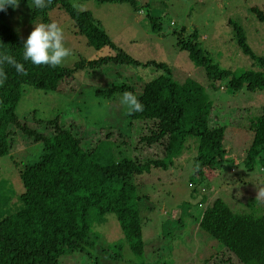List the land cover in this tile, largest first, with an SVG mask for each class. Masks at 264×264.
<instances>
[{
	"label": "trees",
	"instance_id": "16d2710c",
	"mask_svg": "<svg viewBox=\"0 0 264 264\" xmlns=\"http://www.w3.org/2000/svg\"><path fill=\"white\" fill-rule=\"evenodd\" d=\"M95 1L127 2L135 11L146 9L152 29L160 32L161 16L151 11L149 3L143 4L142 0ZM56 7L67 12L76 32L84 35L90 46L97 50L109 47L113 54L93 60L81 58L71 67L35 66L23 60L26 39L2 20L12 7L0 11V53L14 56L28 73L20 75L14 67L3 66L7 80L0 86V157L14 150L18 133L12 132L13 128L19 129L16 132H21L32 143H42L44 148L37 161L19 170L24 191L14 210L0 218V264H60L66 253L95 247L100 236L93 231V226L109 213L116 214L132 250L137 254L144 253L136 177L151 173L154 168L167 169L193 136L199 139L195 159L198 176L223 165L228 154L224 144L227 126L211 123L214 101L207 88L219 90L225 82L233 94L243 90L264 92V56L254 52L244 28L233 20L239 46L258 63L259 70L251 68L237 74L222 68L201 50L197 31L186 36L184 27L174 31L179 37L177 44L188 52L195 66L205 68L209 81L205 87L192 78L176 80L166 63L145 62L133 57L111 39L102 22L90 10L77 8L72 0H53L42 10L35 8L33 18L50 22L49 13ZM252 10L264 21L262 8L254 5ZM110 62L153 66L163 71L146 82L141 93L128 84L97 91L106 98L131 91L144 105L142 112L129 115L127 130H119L123 137L116 143L129 147V156L101 163L96 154L104 139L91 140L92 145H85L83 142H87L88 135H79L73 130L74 123L66 125L60 115L49 120L35 119L33 126L17 114L23 85L68 92L78 80L75 77L79 69L101 68ZM250 115L248 109L246 118ZM42 124H46L48 132L40 129ZM249 129L253 139L245 162L251 169L257 162L264 165V104L258 115L252 116ZM111 136L108 133L105 141ZM156 144L160 147H153ZM200 204L206 205L195 219L202 230L223 244V248L208 257L204 264H264V213L236 212L222 197ZM188 209L190 214L191 208ZM183 219L182 214L179 217L181 224Z\"/></svg>",
	"mask_w": 264,
	"mask_h": 264
},
{
	"label": "rangeland",
	"instance_id": "374dc122",
	"mask_svg": "<svg viewBox=\"0 0 264 264\" xmlns=\"http://www.w3.org/2000/svg\"><path fill=\"white\" fill-rule=\"evenodd\" d=\"M72 3L81 10H90L102 22L111 39L133 57L168 64L178 81L192 78L205 87L209 84L205 68L195 66L188 52L177 44L179 37L174 31L183 27L185 36L197 31L201 50L222 68L237 74L251 68L260 69L239 46L232 20L244 28L254 52L264 56V21L252 10L254 5L264 10V0H142L143 4H150L154 14L161 16L160 32L152 29L146 9L135 11L127 2L72 0ZM29 5L32 2H19L18 8H11L2 18L25 39L34 24L43 22L33 18L36 7ZM49 16L51 21L55 20L63 27L66 46L74 53L64 66H74L81 58L93 60L113 54L109 47L97 50L90 46L87 38L76 32L65 10L56 7ZM162 73L153 66L113 62L101 68L79 69L75 78L78 77L80 82L77 80L68 92L23 85L16 112L20 119L28 120L33 126L35 119L49 120L60 115L66 125L74 123L73 130L79 135H88L83 144L92 145L91 140L104 139L96 159L104 164L113 162L130 155L129 147L116 143L123 137L119 130H127L129 114L120 102L123 93L106 98L97 91L128 84L141 93L146 82ZM207 92L214 101L211 123L227 126L224 144L228 154L224 164L198 176L195 159L199 139L190 137L182 154L167 169L154 168L151 173L135 179L144 253L137 254L132 250L116 214L109 213L93 226V231L100 236L95 247L66 253L60 264H204L208 257L223 248V244L202 230L195 219L206 205L200 206L199 202L210 203L216 197H222L236 212L264 213V197L256 199L258 189L264 188V165L257 162L249 169L245 162L253 139L249 125L252 116L258 115L264 104V92L243 90L233 94L225 82L219 90L207 88ZM248 109L252 115L246 118ZM40 129L49 131L46 124ZM16 131L19 129L13 128L12 132L18 133L14 150L0 157V218L14 210L24 191L19 170L37 161L44 151L42 143L34 144ZM108 133L112 134L111 139L105 141ZM188 208H191L190 214ZM182 214L181 224L179 217Z\"/></svg>",
	"mask_w": 264,
	"mask_h": 264
},
{
	"label": "clouds",
	"instance_id": "9594fccd",
	"mask_svg": "<svg viewBox=\"0 0 264 264\" xmlns=\"http://www.w3.org/2000/svg\"><path fill=\"white\" fill-rule=\"evenodd\" d=\"M52 2L53 0H32V5L29 7L34 5L42 10L51 5ZM8 7L18 8L19 0H0V11H6ZM23 49V60L30 61L35 66L60 67L68 58L74 56L73 50L66 46L63 27L55 20L34 24L33 30L23 44ZM5 64L14 67L20 75L28 74L24 64L18 62L14 56L6 52L0 53V86L7 80V74L3 67ZM120 102L126 107L129 115L144 110V105L131 91H125ZM262 197H264V188L258 189L256 199Z\"/></svg>",
	"mask_w": 264,
	"mask_h": 264
},
{
	"label": "built area",
	"instance_id": "2783aa9c",
	"mask_svg": "<svg viewBox=\"0 0 264 264\" xmlns=\"http://www.w3.org/2000/svg\"><path fill=\"white\" fill-rule=\"evenodd\" d=\"M201 206H202V204H201Z\"/></svg>",
	"mask_w": 264,
	"mask_h": 264
}]
</instances>
